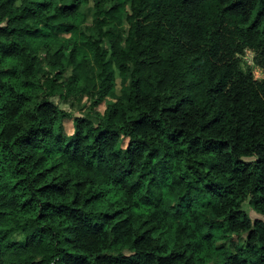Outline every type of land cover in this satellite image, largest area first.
Instances as JSON below:
<instances>
[{
	"label": "trees",
	"instance_id": "1",
	"mask_svg": "<svg viewBox=\"0 0 264 264\" xmlns=\"http://www.w3.org/2000/svg\"><path fill=\"white\" fill-rule=\"evenodd\" d=\"M0 264H264V0H0Z\"/></svg>",
	"mask_w": 264,
	"mask_h": 264
},
{
	"label": "rangeland",
	"instance_id": "2",
	"mask_svg": "<svg viewBox=\"0 0 264 264\" xmlns=\"http://www.w3.org/2000/svg\"><path fill=\"white\" fill-rule=\"evenodd\" d=\"M92 23V18L89 16L87 18V23L86 25H90ZM62 37L64 38H70L71 37V34H65V35H62ZM247 62V65H251L252 61V55L251 54H247V56L244 58ZM254 70V74L256 75L257 78H263V74L261 73V71L257 68H253ZM117 89H118V93H120V89H121V84H120V79L118 78V83H117ZM53 101L58 104L63 110L65 111H68V112H73L77 115H83L85 113H87L88 111V108L89 106L91 105V102L85 98L83 99L82 103L80 106H78L76 109H73L69 104H65V103H62L58 97L56 98H53ZM79 105V104H78ZM106 105L107 104H101L100 106H97L95 108L96 111L100 112V113H103L106 109ZM65 127H66V130L69 133H71L72 129H73V123H72V120H66L65 119ZM127 143H128V140L127 139H123L122 141V144H121V149H125L126 146H127ZM246 210H249L248 207H246ZM250 215L252 218H262V216L258 215L255 211H249ZM17 241L19 242H23L24 241V238L23 236H17L15 237ZM241 243V240L237 237V236H234L232 241L228 244L229 246H232L234 247L235 245L237 244H240Z\"/></svg>",
	"mask_w": 264,
	"mask_h": 264
}]
</instances>
